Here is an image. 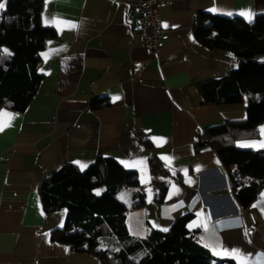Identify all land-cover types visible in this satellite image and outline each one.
I'll return each mask as SVG.
<instances>
[{
    "label": "crops",
    "instance_id": "1",
    "mask_svg": "<svg viewBox=\"0 0 264 264\" xmlns=\"http://www.w3.org/2000/svg\"><path fill=\"white\" fill-rule=\"evenodd\" d=\"M241 11L254 13V19L264 14V0H164L158 12L165 32L153 54L139 31L140 12L126 0H43L41 22L56 32L39 52L43 79L23 111L0 107L14 116L10 123L2 118L7 126L0 131V264H100L91 253L51 238L62 227L65 210L44 212L38 191L65 163L81 170L74 162L88 166L97 156L136 171L145 197L126 211L130 235L169 230L176 218L189 214L187 229L215 257L264 264V189L242 206L217 152L196 147L207 127L243 120L247 108L244 102L203 101L199 83L225 76L240 60L228 50L200 45L193 26L200 12L247 21ZM53 18L77 27L45 24ZM169 54L175 59L162 64L159 57ZM96 97L109 104L92 109ZM261 126L264 120L255 136L237 139L235 146L264 150L238 146L264 140ZM152 155L168 170L160 202L148 171ZM145 158L146 166L134 165ZM131 192L124 186L117 196L123 194L120 201L130 205ZM224 249H239L247 261Z\"/></svg>",
    "mask_w": 264,
    "mask_h": 264
},
{
    "label": "trees",
    "instance_id": "2",
    "mask_svg": "<svg viewBox=\"0 0 264 264\" xmlns=\"http://www.w3.org/2000/svg\"><path fill=\"white\" fill-rule=\"evenodd\" d=\"M0 2L5 3L0 10V107L23 111L43 79L39 52L56 32L41 22L43 0ZM193 34L200 45L228 50L240 60L236 69L204 80L198 88L207 103L244 102L246 118L207 127L205 139L198 140L196 147L217 152L238 202L247 206L264 189V150L237 148L235 141L255 136L264 120V14L249 23L237 16L200 12ZM108 104L106 97L90 101L92 109ZM147 165L160 202L168 187V170L156 155L149 157ZM124 186L132 189L130 205L117 196ZM38 191L44 212L67 210L63 226L55 228L51 238L91 253L100 264H235L231 258L215 257L199 243L186 227L189 214L176 218L168 231L152 228L144 237L130 235L126 211L140 206L145 193L136 171L113 157L97 156L84 170L65 163L41 181Z\"/></svg>",
    "mask_w": 264,
    "mask_h": 264
},
{
    "label": "built area",
    "instance_id": "3",
    "mask_svg": "<svg viewBox=\"0 0 264 264\" xmlns=\"http://www.w3.org/2000/svg\"><path fill=\"white\" fill-rule=\"evenodd\" d=\"M164 0H126L131 6H134L139 12L138 22L139 31L142 34L143 42L148 50L156 54L159 41L165 32L159 17L158 7ZM175 59V54H169L159 57L162 64H169ZM205 135L202 134L199 140H204Z\"/></svg>",
    "mask_w": 264,
    "mask_h": 264
},
{
    "label": "snow or ice",
    "instance_id": "4",
    "mask_svg": "<svg viewBox=\"0 0 264 264\" xmlns=\"http://www.w3.org/2000/svg\"><path fill=\"white\" fill-rule=\"evenodd\" d=\"M4 8H5V3H4V2H0V10H3ZM212 11H216V10H215V9H212ZM227 14H228V15H231V13H227ZM239 15L244 16V17L247 19V21H248L249 23H251L252 20H253V16H254L255 14H254V13H251L250 11H241V12L239 13ZM48 23H52V24H56V25L66 24L68 27H70V28H72V29H74V28L77 27V25L74 24V23H71V22H65V21H58V20H56V18H53L52 21H48L47 19H45V24H48ZM4 52L7 53L8 50H7V49H4ZM8 54L11 55V53H8ZM42 55H45V57H47V53H44V54H42ZM229 55H232V54L229 53ZM118 99H120V97H118V96H117V97H113V100H114V101H115V100H118ZM5 116L8 117V123H10V120L14 118L13 114H11V113H6V112H3V110H0V131H2L3 128H4L5 126H7V125L5 124V122L3 121V119H2V118L5 117ZM260 132H261V135L264 136V126H261V128H260ZM257 145H259L260 147H264V140H261V141H259V142H257V141L241 142L238 146H239V147H256ZM158 146H159V145H158ZM162 159H165V160H167V161L170 162V159H171V158H168V157H162ZM74 163L79 164L81 170H83L84 168L87 167V164L80 163L79 161H76V162H74ZM121 163L124 164L126 167H128V166H133V165H130L129 162H127V161H121ZM134 165H145V166H146V158H145V159H141V160H137V161H135V162H134ZM186 182H190V181H186ZM173 188H175V185H173ZM176 191L178 192L179 189H176ZM99 194H100V191L98 190V191H97V195H99ZM120 198H121V199H124V196L122 195ZM168 198H169V199L171 198V193H170V195H169ZM261 200L264 201V193H261ZM257 206H258L257 204H254V205H253V207H257ZM261 211L264 212V209H261ZM65 212H67V210H65ZM42 214H43V213H42ZM61 226H63V225L61 224ZM154 226H155V225H154ZM162 230H163V231H168L167 228H163ZM102 246H103V245H102ZM223 251H224L226 254L231 255L233 258H237L238 261H243V262H246V261H247V257L243 256V254L240 252L239 249H232L230 252H228V250H226V249H224ZM145 254H146V253H145ZM214 254H216V253L214 252Z\"/></svg>",
    "mask_w": 264,
    "mask_h": 264
},
{
    "label": "rangeland",
    "instance_id": "5",
    "mask_svg": "<svg viewBox=\"0 0 264 264\" xmlns=\"http://www.w3.org/2000/svg\"><path fill=\"white\" fill-rule=\"evenodd\" d=\"M100 192H101V189H98ZM97 190V191H98ZM123 194H121L120 196H119V200H122V201H125L124 199H121L120 197L122 196Z\"/></svg>",
    "mask_w": 264,
    "mask_h": 264
}]
</instances>
